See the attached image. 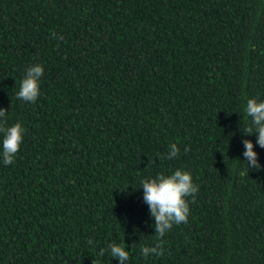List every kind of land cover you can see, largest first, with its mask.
<instances>
[{
	"label": "trees",
	"instance_id": "16d2710c",
	"mask_svg": "<svg viewBox=\"0 0 264 264\" xmlns=\"http://www.w3.org/2000/svg\"><path fill=\"white\" fill-rule=\"evenodd\" d=\"M35 64L33 104L16 93ZM252 97L264 100V0H0V109L25 128L10 165L0 133V264H120L98 255L113 242L131 264H264ZM177 168L195 202L145 258L157 238L140 182Z\"/></svg>",
	"mask_w": 264,
	"mask_h": 264
},
{
	"label": "clouds",
	"instance_id": "9594fccd",
	"mask_svg": "<svg viewBox=\"0 0 264 264\" xmlns=\"http://www.w3.org/2000/svg\"><path fill=\"white\" fill-rule=\"evenodd\" d=\"M55 35V34H53ZM63 37H61L62 39ZM44 74V66L35 64L28 66L24 78L19 83L17 97L26 103H36L40 95V82ZM245 113L250 118V125L243 127L246 134L258 133L255 143L264 148V100L256 97L249 98L246 103ZM8 109H0V133L2 139V157L4 165L15 162L16 156L23 143L25 128L21 122H16L11 126L7 125ZM245 151V163L248 169L259 170L261 164L258 160V153L255 151L254 142L250 139L243 141ZM167 159H175L180 149L173 143L169 145ZM187 151V149H185ZM143 188V199L149 205V211L155 220L156 243L154 246H143L140 253L148 258L149 255H164L165 234L174 225L186 223L190 214V201L195 202V194L199 186L193 182L192 174L184 169L177 168L171 174H158L154 178L141 180ZM140 187V188H141ZM91 244L92 241L90 240ZM118 258L120 264H131L129 249L123 243H110L108 247L100 249L98 255L103 257L105 254Z\"/></svg>",
	"mask_w": 264,
	"mask_h": 264
}]
</instances>
